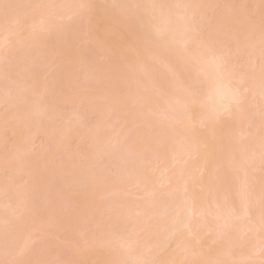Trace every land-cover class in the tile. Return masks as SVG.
Listing matches in <instances>:
<instances>
[{
	"label": "bare ground",
	"instance_id": "bare-ground-1",
	"mask_svg": "<svg viewBox=\"0 0 264 264\" xmlns=\"http://www.w3.org/2000/svg\"><path fill=\"white\" fill-rule=\"evenodd\" d=\"M7 130L0 264L73 222L96 264H264V0H0ZM40 137L89 144L85 168Z\"/></svg>",
	"mask_w": 264,
	"mask_h": 264
},
{
	"label": "rangeland",
	"instance_id": "rangeland-1",
	"mask_svg": "<svg viewBox=\"0 0 264 264\" xmlns=\"http://www.w3.org/2000/svg\"><path fill=\"white\" fill-rule=\"evenodd\" d=\"M105 12H106V8L104 9V8H102V9H98V11H97V13H96V15H95V20H94V24L92 25V27H91V29H90V34L91 35H94L95 36V39L97 40L98 39V36L100 35V34H102L103 32H104V30H105V28H106V21L103 19V16H104V14H105ZM113 39V38H112ZM110 40V39H109ZM224 39L223 38H218V44L220 45V44H222V41H223ZM106 41V40H105ZM107 43H112L111 41L109 42V41H106ZM115 41H113V45L116 43H114ZM224 42V41H223ZM226 42V41H225ZM224 42V43H225ZM89 43V42H88ZM84 43H82L81 44V46L83 45ZM227 44V43H226ZM111 45V44H110ZM218 45V46H219ZM80 46V45H79ZM78 46V47H79ZM112 46V45H111ZM223 48H224V46L225 45H221ZM230 46V47H229ZM113 48L115 47V46H112ZM118 46L116 45V48H117ZM220 47V46H219ZM232 46H231V44L229 45V44H227V47L225 46V48H231ZM115 48V49H116ZM228 50H231V49H228ZM235 55H237V54H235ZM238 56V58H237V62L239 63H237V64H235L236 62H235V59H234V63L233 64H235V65H240L241 64V66H245L246 65V62L248 61L247 59H246V57L245 56H243V57H241V55H237ZM240 56V57H239ZM232 57V56H231ZM230 57V58H231ZM233 57H234V55H233ZM233 57L231 58V59H233ZM71 59V58H70ZM65 60H66V65L67 66H69L70 65V67L71 66H74V65H76V60H74V59H72V60H74V61H76L75 63L74 62H72V64H74V65H72L71 64V62H70V64L68 65V61H69V59H68V61H67V58H65ZM72 60H70V61H72ZM233 61V60H232ZM245 64V65H244ZM69 67V68H70ZM75 67V66H74ZM51 74V73H50ZM48 76H49V74H47ZM66 107V106H65ZM66 108H69V106H67ZM65 109V108H64ZM95 117V116H94ZM94 117H90V121H95L96 120V118L94 119ZM88 118H89V116H88ZM1 134V133H0ZM13 134H12V136H11V134H10V132H8V130L7 131H5V133H3V136L2 137H4L5 138V140H4V138H2L3 140H2V143H3V141L5 142L4 143V146L3 145H1L2 147H3V149L1 150L0 149V158H6V156L8 157V154H10V152L12 151V149L13 148H11V146H14L13 144H14V142H16V140H14L13 139ZM0 138H1V135H0ZM41 138V141H37V143L38 142H42V147H39V148H37V150H36V152H35V155L38 157V156H40V157H42V159L44 158V159H46L47 157H49L50 158V160L52 159V161L50 162V164H53L54 166H57V167H59V169H60V166L59 165H61L62 167H65V165H68L71 161H73V163H74V161L76 162V164H78V166L77 165H75V166H77V168H82L83 166H84V163H83V161H85L83 158H82V156L87 152L88 153V145L89 144H85V145H87V146H85V145H83L82 143H77L75 140H73L74 138H72L70 141H68V144L66 145L65 143L63 144V145H59L58 147H60V148H62V147H64V146H68L67 148L66 147H64V148H62V149H64L65 151H59L60 150V148H59V150H56L55 149V147L57 148V146L55 145V144H51V142L48 144V140H44L45 138L43 137V139H42V137H40ZM15 139H16V137H15ZM43 140V141H42ZM47 143H46V142ZM71 142V143H70ZM1 143V144H2ZM67 143V142H66ZM46 144H48V145H46ZM81 144V145H80ZM46 145V146H45ZM55 146V147H54ZM58 149V148H57ZM90 149V148H89ZM88 150V151H87ZM57 151H59V153H57ZM64 152V153H63ZM52 154H54V155H52ZM50 155V156H49ZM70 156V157H69ZM73 158V160L71 159L70 160V158ZM48 159V158H47ZM75 159V160H74ZM50 160H48V161H50ZM87 162H89L90 163V161H88V160H86V163ZM89 163H87L86 165H87V168H88V164ZM49 164V165H50ZM72 164V163H71ZM1 165V164H0ZM48 164H47V167H45V170H44V173H45V171H48L47 170V168H49L50 166L51 167H53V165H50L49 166ZM73 166H74V164H73ZM80 166V167H79ZM67 167V166H66ZM92 167V166H91ZM94 167V166H93ZM92 167V168H93ZM56 168V167H55ZM69 168V167H68ZM83 168H85V167H83ZM82 168V169H83ZM86 168V169H87ZM96 168V167H95ZM42 169H44V168H42ZM63 170L65 169V168H62ZM86 169H84V170H86ZM107 169H108V167H107ZM107 169H103L104 171L105 170H107ZM109 171H113V169H110ZM76 172H78V170L76 169ZM6 173V172H5ZM8 173V172H7ZM4 174V175H2V173L0 174V182L1 183H4V184H6L7 186H8V184L10 185V181H9V179H8V176L10 175H8V174ZM8 175V176H7ZM9 178L11 179V177L9 176ZM15 180V179H14ZM62 180V181H61ZM61 180H59V182L58 183H60V185L61 184H63L64 182L63 181H65L64 179H61ZM14 184H15V181H12ZM63 182V183H62ZM66 182V181H65ZM12 183V184H13ZM13 184V185H14ZM16 185V184H15ZM64 186V185H63ZM9 187V186H8ZM15 187V186H14ZM65 187V186H64ZM77 192L79 191V190H76ZM76 191H74L73 190V193H69V195L71 194V196L70 197H73V195H77L75 192ZM79 193V192H78ZM73 194V195H72ZM79 196H81V194L79 195ZM79 196H77V197H79ZM76 197V198H77ZM73 198H75V197H73ZM75 198V199H76ZM72 199V198H71ZM88 199H89V197H88ZM102 200V199H101ZM84 201V200H83ZM102 201H104V200H102ZM82 203V202H81ZM82 204H84V203H82ZM82 204L80 205V206H82ZM77 207H79V205L77 206ZM79 208H81V207H79ZM86 207H84L83 209H85ZM78 209V208H77ZM77 211H80V209L79 210H77ZM76 214H78L77 212H76ZM133 215H135V214H133ZM74 220H76V219H73V221ZM68 222V221H67ZM69 222H70V220H69ZM71 223H72V221H71ZM71 223H69V224H71ZM105 227V226H104ZM91 228H93L94 229V231H93V229H91L90 231H87V233L88 234H93V235H91V237L93 238V240L94 241H97V240H100V238H103V237H106V238H108V239H115V238H117V236H119V235H121L122 233H121V231H118V230H114V231H112V229H111V227H109L110 229H111V231L110 230H108V229H106V227H105V230H104V232H102V231H100L99 232V229H95L94 227H92L91 226ZM60 229H57V230H53L54 231V234H55V231H57L56 232V235H54L52 232H51V230H48L46 233H47V235L45 236V234H44V236L45 237H39L37 240H35L32 244H31V247H30V249L27 251V253L25 254V256H21V257H19V260L20 259H23L22 260V262L20 263V264H56L57 262H59L60 260H62V262L65 260L66 262H68V260H70L71 262H69V263H67V264H89L90 262H91V260L93 261L94 259H96V261L98 260V258H99V256H100V254H98L97 255V252L96 251H98V250H96L95 251V253H96V255L95 256H98L97 258L95 257L94 259L92 258V259H90V257H85L84 258V256H83V254H82V259H79V258H76V254L74 255L73 254V252L75 251V250H77V249H79L80 248V250L83 248V246H81L82 244L80 243L81 242V237H83V236H81L80 237V232H82V229H81V226H77L76 224H75V222H73L71 225H70V227L68 228V229H65V231L64 230H62L61 229V231L60 232H58ZM125 230V229H124ZM91 231H93V233L91 232ZM126 231V230H125ZM84 233V232H83ZM88 234H86V237H88ZM81 235H84V234H81ZM90 235H89V237H90ZM88 237V238H89ZM90 237V238H91ZM84 239V238H83ZM85 240H87L86 238H85ZM92 240V239H91ZM211 248L212 247H214V245L212 246H210ZM86 248V247H85ZM88 249H89V247H88ZM166 250V249H165ZM164 250V251H165ZM57 251H59L60 253H58ZM85 251V249H82L80 252H79V254H81V253H83ZM56 252H57V255H56ZM78 252V251H77ZM87 252V251H86ZM105 249H104V255L102 256L101 255V257H106V255L108 254H110V252H108L107 254H105ZM101 253V252H100ZM164 253V252H163ZM162 253V254H163ZM84 255H86L85 254V252H84ZM71 256L72 257H74V258H76V259H72L71 258ZM79 256V255H78ZM77 256V257H78ZM88 256H90V255H88ZM92 257H94L93 255H91ZM109 257V256H108ZM88 258H89V260H88ZM95 260L93 261L94 262V264H96L95 262H96ZM99 261H101V260H99ZM99 261H97V262H99ZM56 262V263H55ZM92 262V263H93ZM91 263V264H92ZM100 263V262H99ZM99 263H97V264H99ZM61 264H64V263H61ZM260 264H263V263H260Z\"/></svg>",
	"mask_w": 264,
	"mask_h": 264
}]
</instances>
